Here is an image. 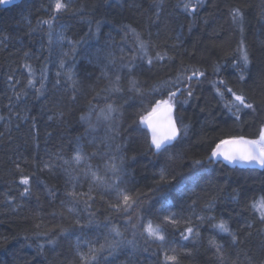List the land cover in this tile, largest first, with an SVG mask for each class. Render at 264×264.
<instances>
[{
    "label": "trees",
    "instance_id": "1",
    "mask_svg": "<svg viewBox=\"0 0 264 264\" xmlns=\"http://www.w3.org/2000/svg\"><path fill=\"white\" fill-rule=\"evenodd\" d=\"M51 3L54 0H22L8 7L0 6V116L4 117L0 120V264H76L78 243L82 246L80 250L87 252L85 242H103L107 233L103 227L106 217L124 230V217L108 209L107 201L112 197L107 196L102 201L97 195L91 211L100 226L92 225L83 233L62 231L76 218L67 211L72 205L67 203L66 193L70 189L65 186V177L59 168L52 174L37 172L31 166L34 159L41 167L50 160L59 164L58 154L68 159L78 146L86 152H104L106 144L100 147L97 144L100 137H107L114 152L116 145L121 146L119 154L125 157L126 173L123 186L145 194L141 206L136 208L141 210L140 215L157 220L168 212L189 214L188 206L196 200L198 214L216 217L201 225L199 239L181 241L176 236L175 246L191 251L190 256L181 257V264H218L208 243L213 237L224 243L228 264L233 261L235 264H264V232L260 231L264 226L249 207L254 197L264 195V168H238L224 162L207 165L201 178L188 184L183 194L175 188L168 189L167 199L172 205L149 191L159 179L161 169L186 172L189 163L206 157L219 138L229 135L256 138L260 125L264 124V20H261L264 0H203L195 14L178 8L177 0H163L159 9L154 7L153 0H75L74 7L80 11L60 14L54 22L57 31L62 26L67 39L80 41L75 55L66 41L63 45L54 42L49 46V29L38 23L51 18L52 10L48 6ZM233 6L242 7L245 13L244 42L251 60L245 81L238 79L239 71L233 67V60L239 55L236 49L240 40L239 28L229 16ZM129 25L145 40L151 33V43L156 45L151 54L166 51L171 57L150 68L142 66L134 73L141 87L152 88L159 81L174 77L184 67L206 72L199 81H192L193 96L187 103L178 104L175 111V116L180 117L178 126H188L187 135L164 155L154 154L149 149L150 137L139 122V117L161 97L128 92L123 73L120 86L125 85V91H107L114 79L111 69L107 77L103 75L109 54L136 46L135 35L125 27ZM64 52L69 54L63 56ZM121 55L127 58L122 53L119 58ZM61 59L65 67H60L58 72L51 71L46 64L56 61L60 64ZM25 64L31 66L33 74H42L37 78V84L46 91L42 99L36 98V94L30 101L27 95L20 94L19 99L15 93L14 98L8 96L13 93L7 90L8 77L17 79L23 73L29 75ZM119 64L120 59L117 68ZM217 65L220 71L214 74L213 68ZM44 67L46 70L42 72ZM69 71L74 74L71 81L67 79ZM48 76L52 78L44 87ZM219 80L226 81L228 87L237 92L244 91L260 107L256 112L244 110L240 120H236L225 107L231 95L224 92L221 97L216 92V87L224 90L222 85L214 86L213 81ZM185 97L186 94L180 99ZM14 100L19 105L12 110L9 103ZM108 103L119 107L115 120L97 122L99 109ZM90 105H97L90 121L81 120V115L88 114ZM89 123L95 127L90 128ZM113 136L115 138L111 139ZM173 153L179 154V158L170 161L168 155ZM24 160L28 161L27 165L21 163L24 174L36 172V176L30 180L31 195L21 197L23 186L19 184L20 173L15 163ZM92 162L100 161L97 158ZM82 183L83 187L78 190L86 192L88 184ZM45 184L53 189L52 195ZM9 195L14 199L9 200ZM62 201H65L63 205ZM209 201L214 202L213 209L201 211ZM76 211L86 219L83 204ZM221 218L238 233L236 244H232L226 233H218L211 227ZM246 222H255V226L242 228ZM36 232L49 235L36 237L33 235ZM80 236L83 240H78ZM125 238L133 239L131 229L125 232ZM49 239L54 242L47 243ZM135 239V249L126 247L114 260L109 257L112 264H159L162 255L156 253L157 246L146 245L139 236V229ZM38 245H43L42 250ZM145 247L149 250L144 251ZM100 264H104L103 260Z\"/></svg>",
    "mask_w": 264,
    "mask_h": 264
},
{
    "label": "snow or ice",
    "instance_id": "2",
    "mask_svg": "<svg viewBox=\"0 0 264 264\" xmlns=\"http://www.w3.org/2000/svg\"><path fill=\"white\" fill-rule=\"evenodd\" d=\"M14 0H0V6L12 4ZM154 7L157 9L163 3V0H153ZM203 0H177V7L182 8L186 13L195 14L198 8L202 5ZM75 0H54V3L49 4V8L52 10V16L50 19L41 20L38 23L47 25L49 31L47 33L48 43L51 46L54 42L63 45L65 41L71 47L72 54L76 53V45L80 41H72L67 39L64 32L61 29L56 30L55 21L58 20L60 14H74L78 13L80 9L74 7ZM229 16L233 24L237 25L240 31V40L236 51L239 53L238 57L233 60V67L239 71L238 79L245 81L247 79L245 73L251 63L249 53L247 51L244 42V21L245 13L242 7L233 6L229 9ZM261 20H264V15L261 16ZM30 23V21H29ZM128 31L132 32L136 37L135 48L131 50L130 55L126 58L121 55L120 64L117 68V61L115 57H111L109 54L108 63L103 69V75L105 77L109 74V69L113 70L116 74L111 82V86L107 91L110 93H123L125 89L120 86L122 75L127 77L128 92L144 95L160 96V99H156L151 105L150 110H146L145 114L139 117V122L146 126L147 134L150 137L148 147L154 151V154L164 155L170 152V149L175 148L176 144L187 135V125L178 126L177 120L180 117L175 116L174 112L178 104L187 103L188 98L193 96V84L192 81H199L202 77L206 76V72L195 67H184L177 71L174 77H169L150 89H143L140 81L136 78L134 73L142 66L152 67L155 63L165 60L168 57L166 51H156L155 54H151V50L156 45L151 43V33H149V39L145 40L142 36L136 33L135 29L131 26H125ZM97 31H99V22H97ZM127 35V32L125 33ZM123 51V50H121ZM69 53H62L63 56H67ZM25 55H28L25 53ZM139 62V63H137ZM28 69L29 76L33 75L31 66L24 65ZM60 67H65V61L60 60ZM220 66L217 65L213 68V73L218 74ZM60 75V73H57ZM73 73L69 71L67 73V79L73 80ZM9 81H13V77H8ZM15 83H19L16 81ZM214 86L222 85L223 91L220 87H216V92L221 97L224 96V92L231 95L232 99L227 102L225 107L228 112L231 113L236 120H240L241 112L244 110H250L256 112L260 107V104L256 101L249 99L244 91L237 92L233 88L228 87L227 82L224 80L213 81ZM15 88V84L12 85ZM28 86H34V80H28ZM37 92H41V89H37ZM185 99L181 100L180 97ZM99 95V94H97ZM17 99L20 94L16 93ZM107 99V97H105ZM97 108V105H90L87 115H81V120L91 119L92 112ZM119 113V108L111 103L100 108L97 113V122H113L115 115ZM4 117L0 116V120ZM51 119V117H49ZM35 127V124H33ZM90 128H94L95 125L89 123ZM2 135V134H0ZM113 136L111 139H114ZM103 143V141H102ZM120 145H116L115 152L112 150L111 144L105 145V151H93L86 152L82 147H76L73 149L72 155L65 159L62 154H58L56 161H46L41 167L34 159L32 167L37 172H49L55 174L53 171L55 168L63 173L65 177V186L70 189L67 191V203L72 207H68L69 214L76 218L69 225V228L62 229V231H79L83 233L92 225L100 226V222L94 219L95 214L91 211L92 205L96 202V196H99L100 200H104L105 197H112L107 201L108 209L111 213L123 216V223L125 225L122 231L118 225L112 224L111 218L106 217L103 227L107 229V233L103 238V242L96 241L95 243H84V247H87V252L81 251V245L77 244L76 251V264H100L103 260L104 264H112L109 257L115 259L126 247L136 248L137 229H139V236L143 237L146 245H156V253L162 255V259L159 264H181V257L184 255H191V251L187 249H178L176 245V236L178 235L181 241H188L190 239H199L200 227L206 221L216 220V217L206 216L198 214L196 211L197 201L193 200L188 206L190 209L189 214L168 212V214L157 218V220L147 219L139 213L132 215L134 210L141 206L142 197L145 195L140 192H132L130 189L124 187L125 185V157L119 154ZM99 158V163H93V160ZM179 158V154H169L168 159L174 160ZM134 159V157H133ZM220 160L226 161L230 165H246V166H259L264 168V124H261L258 130V134L255 139L248 138L244 135H229L226 138H219L214 146L210 147L209 154L202 159L192 160L186 172L175 171L174 169L169 171L167 168L160 170L159 179L154 182L149 191L153 194L160 195L167 205H172V201L167 199L169 193L168 189L175 188L180 190L183 194V189L188 184L197 182L201 178V174L206 171V166L218 162ZM21 163L27 165L28 161L15 163V169L19 176V184L23 186V191L20 192L21 197L31 195L30 180L36 176V172L30 174H24V169L21 167ZM82 181L88 184L86 192L79 191L78 189L83 187ZM43 183V181H41ZM46 190L50 195L53 194V189L49 188L45 184ZM9 200L14 198L10 195ZM62 205L65 201L61 202ZM84 205V211L86 213V219L81 217L76 209L81 205ZM162 205V209H163ZM214 207V202L209 201L204 208L203 212H210ZM249 207L257 214L256 219L264 226V195L254 197L249 202ZM255 226V222H246L242 228L251 229ZM38 228L39 225H36ZM211 227L218 231V233H226L230 238L232 244H236L239 241V235L233 231L228 221L219 219L216 223L211 224ZM129 229L132 230L133 239L127 240L125 238V232ZM171 229V231H170ZM264 232V227L260 229ZM251 235V233H247ZM34 236L47 237V232H36ZM15 237H13L14 239ZM25 239H28L26 236ZM78 240H83V236L78 237ZM54 241L49 239L47 243L51 244ZM209 247L214 250V254L217 258L218 264H228L227 255L225 251V245L222 242L217 241L214 237L209 239ZM98 245V246H97ZM43 248V245H38ZM149 249L145 247L144 251ZM107 253V255H105ZM235 264V261L232 262Z\"/></svg>",
    "mask_w": 264,
    "mask_h": 264
},
{
    "label": "rangeland",
    "instance_id": "3",
    "mask_svg": "<svg viewBox=\"0 0 264 264\" xmlns=\"http://www.w3.org/2000/svg\"><path fill=\"white\" fill-rule=\"evenodd\" d=\"M176 5H177V3H176ZM49 6V5H48ZM162 6H160V8H161ZM182 9V8H181ZM125 54L127 57L130 55V53H131V50H124L123 49V51H120V52H118V53H112L111 54V57H115L116 58V61L118 62V60H119V56H120V54ZM55 60H57L58 61V59L57 58H55ZM55 62V63H50V62H47L46 64L49 66V69L51 70V71H53L54 72V70L56 71V72H58L57 70L60 68V64H58V62ZM46 70V67H44V68H42V72H44ZM40 74L41 73H37L36 72V75L35 74H33L31 77L29 76V75H27V74H21V75H19L18 77L19 78H13V81L12 82H8V80L6 81L7 82V84H6V86H7V90L9 91V92H11V90L13 91V93H11V94H9L8 96H9V98H14V93L16 94V93H19V94H22V95H27V100H32L33 99V96L36 94V98H38V99H42V96L44 97V93H46V91H44V90H42V88L37 84V78L38 79H40L41 77H40ZM115 72L112 70V77L114 78L115 77ZM42 75V74H41ZM15 76V75H14ZM33 79L34 80V86H28V80L29 79ZM51 76H48V80H47V83L46 84H44L43 86L44 87H47V84L49 83V80H51ZM16 81H19V83H15ZM123 83L126 85L128 82H127V77L126 76H124V78H123ZM13 84H15V88H13ZM125 85H122L123 87L125 86ZM145 87H147V88H145V87H142L143 89H150L151 87H148V85H144ZM39 87V88H38ZM126 87V86H125ZM35 88H37V89H41V92H37V89H35ZM12 103V110H14L15 108L14 107H16L17 105H19L18 104V102H16L15 100L14 101H12V102H10L9 103V105ZM119 108V107H118ZM15 116V115H14ZM13 118H15V117H13ZM111 134L113 135V131H111ZM102 141H103V143H102ZM97 144L99 145V147L102 145V144H108V139H107V137H100V138H98V141H97ZM112 146V145H111ZM134 211H136V212H134L135 214H137L138 212H141V210H134Z\"/></svg>",
    "mask_w": 264,
    "mask_h": 264
},
{
    "label": "water",
    "instance_id": "4",
    "mask_svg": "<svg viewBox=\"0 0 264 264\" xmlns=\"http://www.w3.org/2000/svg\"><path fill=\"white\" fill-rule=\"evenodd\" d=\"M19 1H22V0H14V2L12 4H8V5H2V6H10V5H13ZM250 138V137H248ZM253 139V138H251ZM218 162H224V163H227L226 161H223V160H220ZM228 164V163H227ZM230 165V164H229ZM232 167H238V168H260L259 166H246V165H231Z\"/></svg>",
    "mask_w": 264,
    "mask_h": 264
},
{
    "label": "flooded vegetation",
    "instance_id": "5",
    "mask_svg": "<svg viewBox=\"0 0 264 264\" xmlns=\"http://www.w3.org/2000/svg\"><path fill=\"white\" fill-rule=\"evenodd\" d=\"M19 2H21V1H19ZM19 2H17V3H19ZM17 3H15V4H17ZM11 6V5H10ZM2 7H8V6H2Z\"/></svg>",
    "mask_w": 264,
    "mask_h": 264
}]
</instances>
